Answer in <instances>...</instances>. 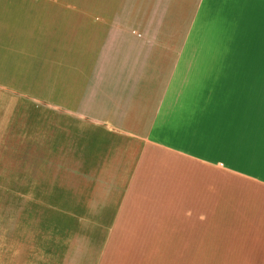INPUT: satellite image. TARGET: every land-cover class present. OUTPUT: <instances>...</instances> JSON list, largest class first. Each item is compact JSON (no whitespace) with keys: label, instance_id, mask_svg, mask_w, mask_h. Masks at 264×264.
Segmentation results:
<instances>
[{"label":"crops","instance_id":"0c3cea01","mask_svg":"<svg viewBox=\"0 0 264 264\" xmlns=\"http://www.w3.org/2000/svg\"><path fill=\"white\" fill-rule=\"evenodd\" d=\"M63 16L54 199L25 239L14 218L0 264H264V0H78Z\"/></svg>","mask_w":264,"mask_h":264},{"label":"rangeland","instance_id":"374dc122","mask_svg":"<svg viewBox=\"0 0 264 264\" xmlns=\"http://www.w3.org/2000/svg\"><path fill=\"white\" fill-rule=\"evenodd\" d=\"M67 7H78V0H0V242L2 237L15 241L10 230L17 216L24 221L19 234L25 239L32 227L26 219L34 213L40 218L54 199L48 34L64 23Z\"/></svg>","mask_w":264,"mask_h":264}]
</instances>
